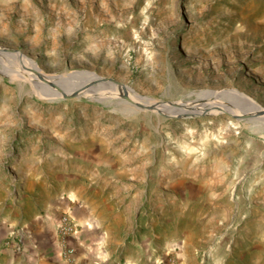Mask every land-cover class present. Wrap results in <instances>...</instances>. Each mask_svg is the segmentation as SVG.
I'll list each match as a JSON object with an SVG mask.
<instances>
[{"label": "rangeland", "instance_id": "1", "mask_svg": "<svg viewBox=\"0 0 264 264\" xmlns=\"http://www.w3.org/2000/svg\"><path fill=\"white\" fill-rule=\"evenodd\" d=\"M0 50L138 97L235 89L261 106L178 116L107 88L56 97L6 57L18 74L0 64V223L72 198L128 260L264 264V0H0Z\"/></svg>", "mask_w": 264, "mask_h": 264}, {"label": "crops", "instance_id": "2", "mask_svg": "<svg viewBox=\"0 0 264 264\" xmlns=\"http://www.w3.org/2000/svg\"><path fill=\"white\" fill-rule=\"evenodd\" d=\"M80 208L74 199L60 197L49 200L44 216L27 219L21 228L4 219L0 223V264H159L158 259L145 263L116 252L110 230L92 220L85 206ZM65 213L78 228L61 240L57 224ZM66 249L71 251L66 254Z\"/></svg>", "mask_w": 264, "mask_h": 264}, {"label": "bare ground", "instance_id": "3", "mask_svg": "<svg viewBox=\"0 0 264 264\" xmlns=\"http://www.w3.org/2000/svg\"><path fill=\"white\" fill-rule=\"evenodd\" d=\"M1 52L2 54H0V64L3 67V70L9 73H17L16 68L10 69L7 66L8 62L6 63V57H12L11 60H15L21 68H24V70H26V72H28L29 70L33 71V73L30 74V82L39 91L44 92L46 95H53L57 97L66 93L73 95L82 94L103 97L105 96V91L107 88L113 90L114 95L124 92L126 93V95H128V97H132L133 99L138 98V103L141 106H145V103H154L158 110L163 112L168 111L172 114L180 116L194 113L199 114L203 111L215 112L218 110H231L235 113H242L249 117H254L261 110V106L256 104L248 95H245L235 89L229 91L207 90L203 93H198L197 97L200 98V101L198 100V102L195 103H189L184 100H177L170 103H157L151 98L140 96L138 97L137 93L134 92L130 87H125L123 85L119 86L109 81H103L100 79L101 76L96 75L90 71L75 70L69 73H60L56 75V78H53L51 76L43 74L37 64L33 60L26 58L23 54L16 51L12 54L8 51L4 52L0 50V53ZM4 53L5 55L3 57ZM231 95L235 97V99H237L244 107L242 110H233L224 102V97H227L229 99L230 97H232ZM237 100H232L231 102Z\"/></svg>", "mask_w": 264, "mask_h": 264}, {"label": "built area", "instance_id": "4", "mask_svg": "<svg viewBox=\"0 0 264 264\" xmlns=\"http://www.w3.org/2000/svg\"><path fill=\"white\" fill-rule=\"evenodd\" d=\"M77 226V223L70 217V215H68L67 213L62 214L57 224V233L61 240L75 233L78 228ZM70 251V249H66V254Z\"/></svg>", "mask_w": 264, "mask_h": 264}, {"label": "water", "instance_id": "5", "mask_svg": "<svg viewBox=\"0 0 264 264\" xmlns=\"http://www.w3.org/2000/svg\"><path fill=\"white\" fill-rule=\"evenodd\" d=\"M100 79L101 80H103V81H110V82H113V83H115V84H117V85H123L122 83H120V82H118V81H116V80H114V79H111V78H108V77H100ZM60 96H63V97H71V96H73V94H62V95H60ZM147 98H150V97H147ZM152 99V98H151ZM154 101L155 102H158V103H161V102H166V103H170L171 101H163V100H156V99H154ZM187 102H191V101H187ZM264 111V110H263ZM179 116V115H178Z\"/></svg>", "mask_w": 264, "mask_h": 264}]
</instances>
